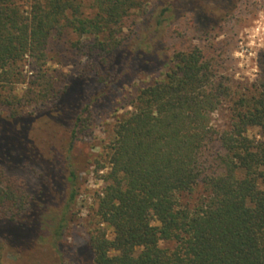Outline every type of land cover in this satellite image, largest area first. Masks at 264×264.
<instances>
[{
	"label": "trees",
	"instance_id": "obj_1",
	"mask_svg": "<svg viewBox=\"0 0 264 264\" xmlns=\"http://www.w3.org/2000/svg\"><path fill=\"white\" fill-rule=\"evenodd\" d=\"M237 3L0 0V222L15 225L20 244L41 238L43 219L54 241L63 237L77 195L75 145L90 134L97 102L123 101L131 110L117 117L105 148L108 171L86 241L90 264H264V59L259 83L238 87L197 47L168 55L162 33L189 15L210 34ZM157 39L161 58L151 48ZM66 44L88 59L70 79L43 70ZM27 63L38 74L29 100L52 104L35 114L19 112L14 94ZM221 112L222 126L212 121ZM59 129L69 134L67 147L50 162ZM28 165L39 178L33 190L8 173ZM198 189L195 206L181 204Z\"/></svg>",
	"mask_w": 264,
	"mask_h": 264
},
{
	"label": "rangeland",
	"instance_id": "obj_2",
	"mask_svg": "<svg viewBox=\"0 0 264 264\" xmlns=\"http://www.w3.org/2000/svg\"><path fill=\"white\" fill-rule=\"evenodd\" d=\"M162 33L165 38V51L170 55L177 50H190L193 47L201 49L205 54L215 57L219 65V72L231 79L238 87H251L259 83L262 78L261 69L264 59V0H238L236 9L221 25V28L210 33L202 34L196 30L191 22V17L186 15L172 24L163 25ZM73 42L76 36H69ZM159 39V38H158ZM154 43L151 48L156 49L161 58L162 46ZM90 60V59H89ZM88 61L86 55L71 47L69 44L55 48L48 56L43 70L51 74L55 69L67 76H75ZM37 66L25 64L23 74L25 81L15 87L14 94L20 100L17 110L25 114H35L38 108H49L50 105L40 107L41 101L29 100V92L38 90L31 82H37ZM165 69L154 71L150 74L139 75L134 78L137 85L150 82L152 77L160 75ZM134 93V92H133ZM125 95L128 92L124 93ZM34 96V95H33ZM33 96H30L31 99ZM125 99L124 102H127ZM121 102V101H120ZM114 101H99L92 111V126L90 134L81 138L75 145L74 157L78 170L77 195L68 213V223L65 234L57 242L50 236L52 225L44 219L41 222V238L34 241L29 235L22 244L16 239L17 231L14 224L0 222V264H90L89 252L86 248L88 231L95 227L94 210L102 188L103 176L108 171V163L104 153L110 144L113 133L112 127L117 117L130 111L129 105L120 108V104ZM117 109V110H116ZM3 112L8 114L7 109ZM227 114L221 112L212 117L214 124L226 123ZM68 132L59 129L51 139V153L45 155L47 159L58 162L65 154L68 143ZM45 157V158H46ZM34 159V158H33ZM32 157L30 160H32ZM35 164L36 160H34ZM59 165V163H57ZM57 165V166H58ZM104 166V167H101ZM32 165L17 167L8 171L16 176L17 180L25 183L29 190H33L39 178L37 171H33ZM53 171L58 174V168ZM201 195L198 189L192 194H184L181 204L193 207L197 204ZM54 206L50 207L53 212ZM110 236V230H107ZM161 247L173 249L174 243L161 242Z\"/></svg>",
	"mask_w": 264,
	"mask_h": 264
}]
</instances>
